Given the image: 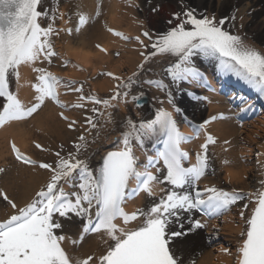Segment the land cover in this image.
Masks as SVG:
<instances>
[{
  "label": "snow or ice",
  "instance_id": "obj_1",
  "mask_svg": "<svg viewBox=\"0 0 264 264\" xmlns=\"http://www.w3.org/2000/svg\"><path fill=\"white\" fill-rule=\"evenodd\" d=\"M126 2L129 7L140 8L134 0ZM180 3L182 10L171 13L158 32L144 29L143 22H139L142 31L132 37L104 25L112 36L126 42L134 40L138 46L134 50L141 60L127 76L99 72L98 76L114 81L111 94L102 98L94 91L85 93L87 80L64 79L49 70L54 61L65 68L71 65L84 70L71 59L81 49L65 41L68 48L62 54L54 40L62 35L81 34L90 19L101 16V4L96 5L94 17L77 12V22L72 24L71 17L65 20L60 11L59 0H50L47 10L44 0H0V130L26 123L50 103L59 109L57 115L69 131H77L81 121L70 118L66 111H90L93 115L84 118L88 126L85 131L90 133L101 126V119L104 126L115 125L111 110L120 104L142 107L145 92L133 93L134 86L147 85L162 93V97H153L159 105L153 118L134 120L128 115L120 121V144L107 151L98 165L92 164L88 153L90 144L97 143L99 131L91 142L84 133L78 134L68 151L64 144L50 149L33 140L37 150L54 157L51 162L33 158L14 139L9 140L17 162L48 175L23 205L0 189V198L14 210L0 221V264H185V239L207 227L195 218L196 214L219 219L233 208H238L239 221L244 224L235 264H264V179L250 191L235 187L226 190L215 184L200 187L215 175L209 148L217 139L207 127L227 117L223 113L212 115L197 125L183 115L193 129L192 135H185L176 119V115L183 114L178 95L208 100L186 92L184 85L196 84L214 91L202 67L205 63L213 64L223 77L236 78L264 98V50L226 26L234 24L235 14L217 19L215 14L198 12L185 0ZM152 11L158 12V8ZM58 20L66 26L58 27ZM95 48L109 54L102 44H95ZM115 55L119 57L120 53ZM153 64L160 65L163 75H144L154 71ZM23 67L34 74L31 81L21 82ZM13 81L15 91L11 87ZM26 85L32 90L27 103L19 95ZM61 88L65 95L76 94V102L62 100ZM239 111L243 113L248 108L240 107ZM201 132L204 139L192 162L193 154L184 145L199 139ZM148 141L158 145L154 154L145 151ZM229 143L224 141L225 145ZM137 148L144 153V159L137 155ZM256 156L264 176V161L260 159L264 152H257ZM223 163L227 165L229 161L225 159ZM5 171L0 167V173ZM157 187L161 194L152 199L157 197ZM142 193L150 203L127 211V203ZM89 238L97 241L98 250L83 253L81 248ZM221 252L232 255L227 247Z\"/></svg>",
  "mask_w": 264,
  "mask_h": 264
},
{
  "label": "bare ground",
  "instance_id": "obj_2",
  "mask_svg": "<svg viewBox=\"0 0 264 264\" xmlns=\"http://www.w3.org/2000/svg\"><path fill=\"white\" fill-rule=\"evenodd\" d=\"M185 1H189L194 7L197 8V10H203L204 13L208 15L215 14L224 16L228 13H236L243 18L242 23H247L245 24L249 35H253L252 33L256 32V39H254V41L264 42V29H262L264 27V8L261 7V5H263V0ZM134 2L140 5L139 9L135 7H129L126 0H102V3L101 0H59L60 11L65 14V20H68V18L71 17L72 24L77 22V12H83L84 14L92 17L95 12L96 5L100 3L102 14L100 17L90 19L89 25H87L85 29L82 30L81 34L73 35L72 37L62 35L55 42L57 51L61 52L62 54L65 53L68 48V45L65 44V41H68V44L74 47L80 48V54L78 56H72L71 59L74 62L79 63L84 70L78 71L71 65L66 68V71L59 70L61 69L59 67V61H55L51 66H49V70L53 71L64 79L69 77L77 79L78 81H85L86 79L88 82L85 84V86L89 85L90 89L85 87V90H87L85 93H88L90 90V92L94 91L96 94H109L114 81L108 77L98 76V72L113 71L117 74L127 76L130 73H124L123 65L126 64L127 66H130V71L141 60V57L139 56L138 51L134 50V48L138 47L134 40L126 42L114 37L105 30L104 25L107 24L109 27L134 37L139 35L142 31L139 22H143L144 27H146V22L143 20V17L147 16L148 14L146 13V7L153 9L162 5V9L165 8V10L169 11V18H171V13L175 12V7L173 4H169V0H134ZM49 5L50 0H44L45 10L49 8ZM60 24V27L66 26L64 21H60ZM257 31H260V33H257ZM97 43L106 47L109 50V54L105 55L104 53L99 52L95 48V44ZM116 49H120L122 51L119 58H114L113 52H115ZM202 67L206 72L208 83L212 85V89H214V91H204V88L201 85L191 84V86L196 87L200 95L206 96L208 99L212 98V103L206 109L207 114L212 113V115H217L216 113L218 112L219 115L222 112L219 110H223L219 104L220 102L222 103L224 99L223 97H218L216 94L217 86L220 84L219 81H216L217 78L220 79L221 83L226 82L227 80L235 81L242 87H245V89L253 92L252 89L248 88L243 82L237 80L236 78L223 77L216 71L213 64L205 63L202 65ZM152 69H154V71H146L144 75L153 78H157L156 73L163 75L159 64H153ZM21 73L22 83H24V81H31L33 79L34 74L31 72L30 68L23 67L21 69ZM87 74L88 77H86ZM11 87L13 91L16 90L14 81ZM139 91L147 92L149 95V101L140 108H136L132 104H128L127 106L120 104L118 108L111 110L113 111L116 124L106 127L103 132H100L97 143L90 144L88 154L93 165H98L101 162V157L107 151L112 150L113 146L117 144V141H112V138H119L121 136L123 127L120 121H122L125 116L131 115L134 120L153 118L155 108L159 107L153 97L161 96V93L148 87L147 85H143L142 87H133V93H138ZM60 92L62 100L66 102H76V94L69 93L65 95V92L62 91V88L60 89ZM19 95L20 98L26 103L29 102L32 97V90L30 86L26 85L25 87L21 88L19 90ZM232 95L233 94L229 95L228 98L230 99ZM238 97L241 98V96ZM257 98L258 103H262V109L261 107H259V109H261L262 113L264 114V98H261L260 96ZM251 103V101H247V105ZM164 106L168 107L167 104ZM88 107H90V105H88ZM259 109H256L257 114L260 113V111H258ZM169 110L171 109L169 108ZM58 111L59 109L49 103L26 123L13 124L6 129L0 130V163L4 164L8 157H14L11 153L8 143L9 140L12 139L15 140L17 146L20 147L22 151L31 155L33 158L42 160L44 159L40 157L41 152L36 148H33L31 145L33 140L50 149H54V146L58 141L62 142L63 144L71 143L76 138V136L82 132L84 118L90 115H87V109L66 111V115H69L70 118H76L81 121L80 125L77 127V131H69L65 126V122L58 117ZM244 113L245 112H243V114ZM183 114L187 116L189 121H198V118H200V115H202V113L196 111L191 112L190 110L188 113L184 112ZM182 117L183 115L177 116V121L179 124L180 122L185 123ZM202 119L203 118L201 117L199 120ZM256 121H260V119H257ZM101 124H103V119L100 120V125ZM247 125L254 126V122H251ZM237 128L238 125L228 119L227 121L224 119L218 122H213L209 125V129L212 131V134L218 136V138L222 140H232V138L235 137V134L238 132ZM181 129L182 132L184 131L183 133L187 135L185 132L187 131V128L184 125L181 126ZM97 131L98 129H95L93 131L91 130L90 133H87V137L90 142L96 135ZM200 144L201 141L199 137V139H195L184 145L186 150L190 151L192 148V152L190 151V153L193 154L192 162H195L194 153L199 150ZM156 147L157 144L155 141H148L145 151L150 154V152L152 153V151L156 150ZM257 149V152H264V138L263 142L257 146ZM137 155H139L141 159H144L141 152L137 151ZM260 159L264 161V157H261ZM15 164L19 169V172L17 173L18 175L13 176L11 180H6V177H4V179L0 182V186H2L10 198H12L18 205H23V203L32 195L34 190H36L38 186L46 179L48 174L44 171L34 170L29 166H25L17 161H15ZM251 165L252 173L246 177H243V174H246V172L242 165L233 164L230 167H226L224 171V180L232 183L235 188L244 191H250L258 188L259 180L264 179V176H262L260 173V167L257 164L256 154L255 161ZM213 182V178L211 177L209 180L203 181L200 187L202 188L206 184H214ZM217 186L223 187L226 190H231L233 188L231 187L228 189L225 185L220 186L219 184H217ZM156 191L157 197L152 199H158V196L161 194L159 193L158 187L156 188ZM149 203V198H146V194L142 193L140 196L127 203L126 210L132 211L137 207H144ZM0 204V220L3 221L10 214H13L14 210L11 209L10 206L4 204L2 198ZM231 212L229 213L238 215V208H233ZM230 214L227 216H222L220 219L212 218L213 220L210 222V227L207 229L208 231L205 234L201 233L200 229L189 234L182 245V255L184 256L185 264H191V261H195V264H235V252L240 243L239 233L244 228V224L242 221H239V217L237 216V219L235 220L237 222H234V218ZM201 220L203 221V219ZM217 228L221 230V233L215 232V230H213ZM214 241H216L219 250L227 247L232 252V255L218 253L209 257V253L207 251V242H210L211 244ZM231 241L236 243V246H234L235 248L231 247ZM96 244L97 241L93 238L85 240L83 247L81 248V252L88 253L93 250H98L96 248Z\"/></svg>",
  "mask_w": 264,
  "mask_h": 264
},
{
  "label": "rangeland",
  "instance_id": "obj_3",
  "mask_svg": "<svg viewBox=\"0 0 264 264\" xmlns=\"http://www.w3.org/2000/svg\"><path fill=\"white\" fill-rule=\"evenodd\" d=\"M185 3L190 7H194L189 1H185ZM169 4L174 5L175 12L182 10L180 0H169ZM262 4L263 5H261V7L264 8V0H263ZM157 8H158V12H154L149 7H146V13H148V14H147V16L143 17L144 22H146V27H144V29L158 32V31H161L165 27L166 21L170 17L168 15L169 11L165 10V8L162 9L163 8L162 5H160ZM198 12L204 13L203 10L202 11L198 10ZM230 14H235L236 20H235L234 24L226 25V26L229 27L233 33L239 34L242 37H244L250 44L255 45L258 49L264 50V42H257V41L255 42L254 41V39H256V32L252 33L255 36H253L251 34L249 35L248 29L246 27L247 23L246 22H245L246 24L242 23L241 16L237 15L234 12L228 13L224 16L223 15H215V16L217 17V19H220V18H223L225 16H229ZM93 16H94V14L92 15V17ZM241 25H243V26L241 27ZM57 26H59L58 21H57ZM262 29H264V27ZM257 33H260V31H257ZM56 40L57 39L54 40V43L56 42ZM145 42L147 43V41H145ZM116 52H119L120 56H121L122 51L120 49H116L115 52H113L114 58H119L120 56L117 57L115 55ZM137 64L130 71H129L130 66H127L126 64H124L123 65L124 73L129 72L131 74V72L136 69ZM59 67L61 68L59 70L66 71V68L63 67L61 63L59 65ZM86 77H88V74ZM85 87L90 89L89 85H86ZM183 87L189 88V89L191 88L189 85H184ZM151 88L156 90L154 87H151ZM62 91L65 92V89L62 88ZM85 91H87V90H85ZM88 93H91L90 90ZM227 93H230V91L226 92V91H220L219 90V93H217L218 97H223V99H224V101H222V103L220 102V104H219V105H221L223 110H219V111H222L221 113H223L224 116L227 117L228 120H230L231 122H234L238 125V128H237L238 132L235 134V137H233L232 140H230V139L222 140V139L218 138V136L214 135L217 139V143L215 145H210L209 152L211 155L212 167L215 169V175L212 177L213 181H214L213 183L216 184V186H217V184H219L220 186L225 185L228 189H230L231 187H234V186L229 181L224 180V171H225L226 167H230L233 164L242 165L245 168V172H246V174H243V177H246L252 173V165L251 164L255 161V154L258 151L257 146L261 142H263V138H264V114L262 113V110H261L262 108L259 109V106L257 103L247 106L246 103H244L246 101V99H245L243 101L242 100L239 101V103H237V104H234V101H233L234 99L233 100L228 99ZM110 94H111V92L109 94H97V95L102 97V98H106ZM161 97H162V93H161ZM177 103L185 112H188L190 110L191 112L196 111V112L202 113V115H200V118L202 117L204 120L209 119L212 116V113L207 114V111H206L207 107L210 106V104L212 103L211 99H208L207 101H196V100L190 99L189 97H187V95H178L177 96ZM90 107H91V105H90ZM240 107H247L248 111H251V113L255 109H259L258 111H260V113L259 114H257V113L252 114L247 119H245L244 116H242V113L239 111ZM87 113H88L87 115H93L88 110H87ZM216 114L218 115V112ZM200 118H198V120ZM227 119H225V120L227 121ZM257 119H260V121H256ZM218 121H221V119H218L214 122H218ZM251 122H254V126L247 125ZM101 125L102 126H100L98 128L99 132H103L104 129H106V127H108V126H104V122ZM87 127L88 126L86 124H84V126L82 128V132H81V133H84L86 136H87V133H89V132L85 131L87 129ZM207 131L212 133V131H210V129H209V126L207 127ZM225 140H228L230 143L228 145H225L224 144ZM60 144H63V143L58 141L55 144L54 149H57ZM31 145L33 146V148H35L34 145L32 144V142H31ZM70 145H71V143L64 144L66 151L71 150ZM226 148H227V151H225ZM191 151H192V148H191ZM40 157L43 158L46 162H51L54 159V157L50 153H46V152H41ZM13 158L8 157L5 160L4 164L0 163V167L4 168L6 170L4 173H0V182L4 179V177H6V180H11V178L13 176L18 175L17 173L19 172L18 171L19 169L15 164V161H16L15 158L14 159ZM225 159H227L229 161V163L227 165H225L223 163V161ZM0 189H3L2 186H0ZM0 201H1V198H0ZM3 203L6 204L5 201H3ZM228 214H230V213H227L224 216H227ZM230 215L233 216L234 222H237L235 220L237 219L238 215H236L234 213L230 214ZM203 218L206 220V224L208 222V225H207V227L200 229V231H201V233L205 234L208 231L207 229H209L210 222L213 219L209 218V217H203ZM213 230H215V232L221 233V230H219V231H217V229H213ZM213 243L210 244V242H207V244H208L207 251L209 253V257L214 256L218 253H223V252H221V250L218 249V245L216 244V241H214ZM230 244H231V247L236 246V243H234L232 241ZM210 260H211V258H210Z\"/></svg>",
  "mask_w": 264,
  "mask_h": 264
},
{
  "label": "water",
  "instance_id": "obj_4",
  "mask_svg": "<svg viewBox=\"0 0 264 264\" xmlns=\"http://www.w3.org/2000/svg\"><path fill=\"white\" fill-rule=\"evenodd\" d=\"M146 100H147V96L145 95V96L143 97L142 101H141L142 105L145 104V103L147 102Z\"/></svg>",
  "mask_w": 264,
  "mask_h": 264
}]
</instances>
